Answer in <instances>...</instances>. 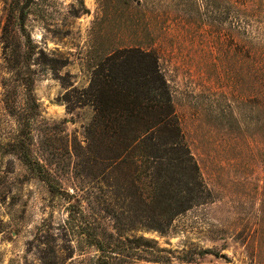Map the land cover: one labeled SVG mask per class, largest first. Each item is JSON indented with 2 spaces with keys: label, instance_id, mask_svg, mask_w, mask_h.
<instances>
[{
  "label": "rangeland",
  "instance_id": "rangeland-1",
  "mask_svg": "<svg viewBox=\"0 0 264 264\" xmlns=\"http://www.w3.org/2000/svg\"><path fill=\"white\" fill-rule=\"evenodd\" d=\"M222 1L0 0V264H264V110ZM146 27L200 170L164 228L84 95Z\"/></svg>",
  "mask_w": 264,
  "mask_h": 264
},
{
  "label": "trees",
  "instance_id": "trees-1",
  "mask_svg": "<svg viewBox=\"0 0 264 264\" xmlns=\"http://www.w3.org/2000/svg\"><path fill=\"white\" fill-rule=\"evenodd\" d=\"M220 3L217 11L232 13L233 27L242 37L233 40L237 49L245 51L251 106L264 110V24L253 26L264 22V0ZM145 29L135 35L134 43L113 50L97 65L84 95L94 108V132L100 130L114 153L109 158L113 165L123 157L124 163L131 159L137 180L151 178L148 198L153 204L139 211L153 226L164 228L167 221L192 206L195 189L201 186L200 170L183 140L152 32ZM242 50L236 52L237 57ZM180 183L187 186L189 196Z\"/></svg>",
  "mask_w": 264,
  "mask_h": 264
},
{
  "label": "water",
  "instance_id": "water-1",
  "mask_svg": "<svg viewBox=\"0 0 264 264\" xmlns=\"http://www.w3.org/2000/svg\"><path fill=\"white\" fill-rule=\"evenodd\" d=\"M35 0H27L26 6L28 7L30 4H32Z\"/></svg>",
  "mask_w": 264,
  "mask_h": 264
}]
</instances>
